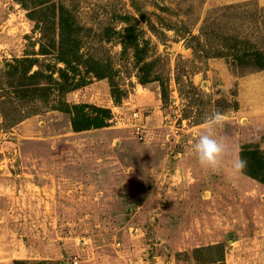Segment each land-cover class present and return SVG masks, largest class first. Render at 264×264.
I'll list each match as a JSON object with an SVG mask.
<instances>
[{"label": "rangeland", "instance_id": "rangeland-1", "mask_svg": "<svg viewBox=\"0 0 264 264\" xmlns=\"http://www.w3.org/2000/svg\"><path fill=\"white\" fill-rule=\"evenodd\" d=\"M21 2L0 0V63L37 51L34 19L47 16L58 33L57 17L38 11L54 3L75 20L80 52L109 67L120 99L109 78L80 66L86 84L54 91L12 126L0 114V264H196L193 249L213 244L224 264H264V70L203 51L235 35L264 52V0ZM128 25L160 80H139L122 45ZM62 100L108 108L111 118L74 131L71 113L56 109ZM216 115L225 152L212 172L193 145ZM209 255L218 252L199 258Z\"/></svg>", "mask_w": 264, "mask_h": 264}, {"label": "trees", "instance_id": "trees-1", "mask_svg": "<svg viewBox=\"0 0 264 264\" xmlns=\"http://www.w3.org/2000/svg\"><path fill=\"white\" fill-rule=\"evenodd\" d=\"M44 9H48L53 17H57L58 33L56 35L49 33L51 19L47 16L40 19H34L33 16L34 20H38L36 25L40 32L37 51L32 50L31 53H25L22 57L4 59L0 63V114L3 118L10 119V126L34 114L36 111L34 106L37 102L48 103L54 91L63 96L86 84L84 77L76 78L80 66L85 67V73H91L98 78H109L115 101L120 99L119 89L112 79L109 67L104 66L100 60L85 57L80 52V38L76 35L78 27L68 9L60 6L57 12L56 5L52 3L38 11L42 12ZM147 24L156 32L155 26L150 22ZM171 29L175 31L176 36L187 41L196 40L202 45L199 36L191 34L184 36L185 29L184 31ZM122 45L124 49H132L136 63L139 64L138 70L141 73L139 80L142 83L160 80L157 71L153 69L156 59H147L145 49L140 46L136 29L132 25L125 27L122 33ZM203 51L208 57L229 56L239 64H251L264 70V52L248 40L235 35L224 36L219 46L207 47ZM38 55L52 57L56 62L42 63ZM34 66L37 68L33 69ZM160 93L162 99L167 97L166 86L163 83L160 84ZM6 104H9L7 110H5ZM56 109L71 113V126L74 131L106 126L108 119L111 118L110 109L85 103L69 105L62 100ZM12 111L13 115L9 117V112ZM213 251H217L218 255L215 257L209 255L203 260L199 258ZM193 255L196 264H224V250L221 245L196 247L193 249ZM14 264L27 263L24 260H14Z\"/></svg>", "mask_w": 264, "mask_h": 264}, {"label": "clouds", "instance_id": "clouds-1", "mask_svg": "<svg viewBox=\"0 0 264 264\" xmlns=\"http://www.w3.org/2000/svg\"><path fill=\"white\" fill-rule=\"evenodd\" d=\"M221 124L218 115L214 116L208 129L201 133L193 145V152L199 164L212 172L219 170L221 158L225 152V145L215 137L213 128ZM246 167V161L237 158L232 163V170L235 174H240Z\"/></svg>", "mask_w": 264, "mask_h": 264}]
</instances>
